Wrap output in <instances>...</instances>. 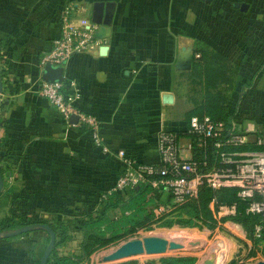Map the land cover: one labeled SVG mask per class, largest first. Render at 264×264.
<instances>
[{
	"label": "crops",
	"instance_id": "1",
	"mask_svg": "<svg viewBox=\"0 0 264 264\" xmlns=\"http://www.w3.org/2000/svg\"><path fill=\"white\" fill-rule=\"evenodd\" d=\"M93 1L107 4L110 22L97 24L92 48L63 62L62 78L75 82L76 106L97 120L107 153L37 93L39 56L58 34L60 8L72 3L75 19L91 21ZM200 43L236 66L224 102L228 119L264 129V0H0V219L14 204L65 226L69 236L57 249L73 235L79 246L76 219L101 211L97 200L121 167L116 149L157 162L156 135L169 130L178 134L180 156L193 157L197 148L187 147L183 129L185 112L202 98ZM185 53L189 67L175 68ZM151 196L154 203L168 197L162 188H151ZM207 205L213 213L212 198ZM105 212L113 217L117 209ZM9 237L1 247L19 244ZM1 251L0 264L30 261L25 252Z\"/></svg>",
	"mask_w": 264,
	"mask_h": 264
},
{
	"label": "built area",
	"instance_id": "2",
	"mask_svg": "<svg viewBox=\"0 0 264 264\" xmlns=\"http://www.w3.org/2000/svg\"><path fill=\"white\" fill-rule=\"evenodd\" d=\"M75 10L72 3L60 8L59 31L51 40L50 47L39 56L41 68L47 62L62 65L71 55L82 53L97 43V23L75 19ZM37 93L56 109L65 122L85 126L92 143L99 146L101 152H109V148L99 139L97 120L76 106L79 92L73 80L41 79ZM72 115L75 120L70 122ZM251 130L248 127L239 128L235 119L224 121L208 114H192L187 119L183 134L188 138L189 149L197 148L204 152L201 160L180 156L178 134L169 130H160L156 135L154 147L157 162L137 161L118 148L114 153L120 161V170L100 194L99 200L113 194L123 196L125 190L129 192L147 182L156 190L162 188L168 195L167 199L152 206L150 216L156 219L177 210L195 197L200 185L213 190L232 186L236 188L238 199L244 202V213L261 216L251 227L252 238L260 239L264 237V149H235L245 142H264V134L257 135ZM249 132H254L251 140L247 138ZM222 209L233 214L236 203H221L215 210Z\"/></svg>",
	"mask_w": 264,
	"mask_h": 264
},
{
	"label": "trees",
	"instance_id": "3",
	"mask_svg": "<svg viewBox=\"0 0 264 264\" xmlns=\"http://www.w3.org/2000/svg\"><path fill=\"white\" fill-rule=\"evenodd\" d=\"M200 45V55L197 61L201 66L200 68H202V98L198 104L185 112V119H188L192 114H208L212 118L226 121L228 120V113L225 111L226 106L224 102L236 66L226 61L219 53L209 49L206 44L200 43ZM1 71L2 69L0 68V75ZM255 134H264V129L257 130ZM235 149H264V142L260 144L245 142L236 146ZM193 153L194 159H202V151L194 149ZM151 188L152 187L147 182L141 183L133 190H130L125 197L124 195L119 196L118 194H113L104 199H98V204L101 205V211L99 213L91 216H86L85 213H81L75 223L76 229L81 232L78 253L57 250L56 246L65 242L69 236L65 226H63L60 221H48L41 216L29 213L26 209L18 208L14 204L9 207L8 214L0 219V230L13 228L30 222L48 223L54 231L55 239L45 264H72L77 260L79 261L85 258L94 248L106 245L121 238H126L138 227L146 225L151 220L150 209L154 204L153 197L151 196ZM211 198L214 200V210L218 204H230L235 202L237 213L245 214V216H250V218L255 217L254 214L244 213V202L240 201L236 196L235 187L224 186L213 190L205 185H200L197 188L196 196L190 198L179 207L181 208L184 206L188 217L178 218L176 222L178 224L193 225V219L205 220V218L211 217V210L207 205ZM12 202L11 200V203ZM108 207L117 209L115 216L108 217L105 212ZM256 221H258L257 217L253 219L252 223ZM46 237L48 240L47 234ZM193 261L194 256L192 255H172L159 258V264H191ZM34 264H38V260L35 261Z\"/></svg>",
	"mask_w": 264,
	"mask_h": 264
},
{
	"label": "rangeland",
	"instance_id": "4",
	"mask_svg": "<svg viewBox=\"0 0 264 264\" xmlns=\"http://www.w3.org/2000/svg\"><path fill=\"white\" fill-rule=\"evenodd\" d=\"M236 211L232 214L230 211L223 209L214 210L211 213V217L205 218V220L193 219V225L178 224L176 222L178 218L188 217L183 206L159 218H151L146 225L138 227L126 238L94 248L85 258L72 264H159V258L172 255H192L194 256V261L191 264H217L219 252L225 256V259L220 264H246L258 260L264 261V237L253 239L251 236L253 219H256V217L259 219L261 216L254 214L255 217L250 218V216L239 214ZM69 225L71 224L69 223ZM71 232L74 233L73 230ZM143 235L163 236L180 242L182 246L180 248L166 249L160 253L142 252L113 261L102 259L103 254L124 240ZM17 239L19 244L16 243L15 246L12 243H4L2 247L0 246L1 252H5L7 249L11 253L14 252L15 255L16 253L23 255L25 252L29 260L34 264L47 242L45 232L26 231L9 237L7 241ZM32 247H34L33 250L31 249ZM57 250L78 253V238L73 235V238L64 247L59 246ZM10 261L12 263L14 260L11 259ZM30 261L26 263L31 264Z\"/></svg>",
	"mask_w": 264,
	"mask_h": 264
},
{
	"label": "water",
	"instance_id": "5",
	"mask_svg": "<svg viewBox=\"0 0 264 264\" xmlns=\"http://www.w3.org/2000/svg\"><path fill=\"white\" fill-rule=\"evenodd\" d=\"M107 4L102 1H93L91 10V21L97 24H108L111 19V11L106 8ZM97 36V30L95 32ZM190 55L185 53L178 57L174 63V67L177 69H186L189 67ZM62 65L45 63L41 70V78L46 81H58L62 79ZM1 88V81H0ZM71 120H75V116L72 115ZM3 183V178L0 172V189ZM42 229L48 235V240L44 245L42 252L38 259V264H45L46 258L54 245V231L45 222H30L22 224L13 228L1 229L0 238L17 235L26 231ZM182 244L173 239H167L159 235H143L141 237L128 238L123 242L116 245L113 249L109 250L102 255L103 260L113 261L122 259L131 255L139 253H160L166 249L180 248ZM246 264H264L263 260H258L252 263Z\"/></svg>",
	"mask_w": 264,
	"mask_h": 264
},
{
	"label": "bare ground",
	"instance_id": "6",
	"mask_svg": "<svg viewBox=\"0 0 264 264\" xmlns=\"http://www.w3.org/2000/svg\"><path fill=\"white\" fill-rule=\"evenodd\" d=\"M166 238V237H165ZM168 239V238H167ZM218 259L219 260H217V264H220L224 259H225V256L222 254V253H220L219 252V254H218ZM209 264H215V263H209Z\"/></svg>",
	"mask_w": 264,
	"mask_h": 264
}]
</instances>
